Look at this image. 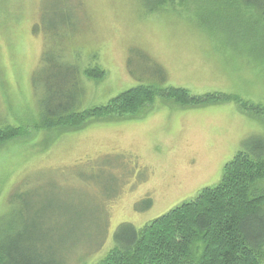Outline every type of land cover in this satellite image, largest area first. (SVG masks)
Returning a JSON list of instances; mask_svg holds the SVG:
<instances>
[{"label": "rangeland", "instance_id": "1", "mask_svg": "<svg viewBox=\"0 0 264 264\" xmlns=\"http://www.w3.org/2000/svg\"><path fill=\"white\" fill-rule=\"evenodd\" d=\"M249 7L239 0H0V125L24 130L0 144V238L29 227L36 258L96 264L121 224L141 229L217 185L246 141L264 138V114L235 101L184 106L157 97L128 117L43 128L41 104L63 64L79 69L81 110L148 82L149 73L161 86L264 106V13ZM95 66L103 79L85 75Z\"/></svg>", "mask_w": 264, "mask_h": 264}, {"label": "trees", "instance_id": "2", "mask_svg": "<svg viewBox=\"0 0 264 264\" xmlns=\"http://www.w3.org/2000/svg\"><path fill=\"white\" fill-rule=\"evenodd\" d=\"M239 1L264 13V0ZM142 56L147 65L165 76L162 66L151 57ZM60 66L55 74L58 83L50 87L46 102L41 104L39 125L43 128H79L90 120L128 117L157 97L172 99L184 106L235 101L245 111L264 114V106L244 101L236 95L221 92L195 95L185 88L161 86L154 73H149L148 82L120 93L107 104L81 110L83 88L79 69L75 65ZM131 74L136 75L132 71ZM85 75L100 80L106 72L95 66L86 68ZM23 132V128L16 125H0V144ZM262 181L264 138L252 137L225 165L217 185L202 189L192 200L176 206L141 229L131 223L121 224L115 233L114 247L96 264H263L264 188L259 187ZM145 201L146 208L152 206L150 198ZM33 239L37 236L29 227L4 240L0 238V264H59L36 258L39 252Z\"/></svg>", "mask_w": 264, "mask_h": 264}]
</instances>
